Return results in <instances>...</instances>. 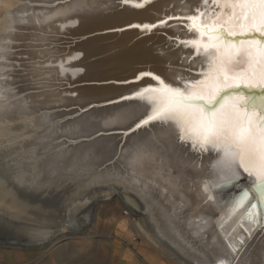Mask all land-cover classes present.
<instances>
[{
  "label": "bare ground",
  "instance_id": "1",
  "mask_svg": "<svg viewBox=\"0 0 264 264\" xmlns=\"http://www.w3.org/2000/svg\"><path fill=\"white\" fill-rule=\"evenodd\" d=\"M3 1V3H0V40L6 37L8 28L14 26L21 29H31L34 28L37 20L41 25L61 21L62 27H65V25L67 27L68 24L75 27L71 30H76V32L80 30L81 33L87 34V32H95L96 30L122 27L126 25L123 24V21L129 20H139L141 22L136 21L137 24L147 23L151 25L169 19V14L179 9L183 10L180 16L198 15L200 27L211 24L214 20L216 23H220L224 19L222 15L217 18L222 5L214 3V0H151L136 9L131 8V4H126V7H130L131 10L126 12L123 17L112 19L108 18L119 12L116 6L112 5V9L102 10L115 2L121 3V0ZM169 6L172 7V10H165ZM202 11H206L207 15L206 21L203 20L204 22L200 19ZM93 13H100L103 17H94L97 23L91 22L92 26L86 24L82 27L81 25L85 21L92 18V16L85 15ZM161 14L165 15L157 18ZM149 19L153 21L149 22ZM118 22H120V25H117ZM104 23L105 25H103ZM164 25H166V22L159 27ZM186 25L190 27L191 31L183 30L180 34L177 32L180 28L179 25L167 30L168 36H166V39L174 36L179 40L187 39L183 43L180 41L175 43L174 40L168 39L167 44L169 46L165 48L163 44L165 36H157V40L151 41V45H148L147 41L154 39L155 36H148L149 39H139L133 44L137 46L136 49L125 48L104 60L105 63L113 60L115 69L104 72L106 74L103 73V77L99 75L91 79L78 81L115 79L114 76L117 77L121 74L120 70L125 69L128 71V69H131V71L133 70V76H121V78L116 79L128 80L136 78V74L140 71L150 70L155 73V76L161 77L165 83L174 88L185 90L184 85L187 82L200 79L202 72L208 68L209 57L217 54V50L213 48H209L207 52L200 48L197 52L196 46L190 41H192L191 37L198 36L200 39V33L196 25H189L187 22ZM195 31L197 32L195 33ZM76 32L72 34H77ZM148 32L143 30L140 33ZM133 33L135 32L133 31ZM203 40L205 43H211L207 34L204 35ZM178 44L180 45L177 46ZM186 44H189L190 47L188 46L182 50L181 46L183 47ZM99 45L100 43H92L88 47L78 48V46V49L75 52L73 51L74 53L72 52L69 57L59 59L58 65L62 67L64 72L70 71L74 77L79 76L83 66L86 67L88 72L94 66L98 68L104 63L86 64L84 62L89 58V54L102 48ZM156 46H162L160 47L163 50L162 54L154 53ZM82 50L86 52L84 53L87 58L78 60ZM180 60L182 61L181 64L179 63ZM145 61L152 62L154 64L153 68H134L138 63H145ZM156 62L169 63L170 68L156 65ZM124 63H133V65H125ZM182 67H189L200 73L186 71ZM1 69L2 63L0 62V76L2 75ZM229 69L230 72L247 71L248 62L243 53L229 63ZM122 72L124 71L122 70ZM1 82L0 80V84ZM236 82L238 83V81ZM148 85L158 86V82L148 77H141L136 83L120 87L116 85L101 88L84 87L80 90L82 96L89 98L90 95L112 93L111 96H98L101 101H112L92 110H90L91 107L90 109L87 108L90 111L86 113L78 109L82 112L80 115L77 114L76 117L74 115L73 119L64 122L49 123L54 117L64 116L66 113L58 114L41 111L42 114L37 119L39 126H36L40 132L39 140L42 143L38 148L42 153L39 155L40 157L37 155V165L33 167V172L29 177L27 171L20 173V158L23 156L19 154L15 157L12 153L9 155L5 153L11 157L6 158L8 160L6 168L11 169L7 172V175H10L8 177L9 181L11 179L15 182L20 181L24 189L35 191L38 188L59 186L68 180L82 179L86 176L93 182L115 180L116 183L123 185L125 196H133L134 193L144 202L145 206L141 204L142 207L127 208L131 217L136 216L138 221L147 219L157 230L155 231L156 234L153 233L154 235L152 233L147 234L153 242L152 244L162 248L174 258L183 260V264H264V206L259 207L253 212V216L248 218V212L253 211L251 204L238 207L235 203L238 194L243 189H247L252 196H256V201L253 203L251 198V203H260L258 191L253 189L254 179L247 178L242 169H236L235 171L221 169L216 165L218 153L212 150L200 152L198 149H194L190 142L179 140L177 132L162 121H150L149 124L137 128L136 124L151 114V107L147 101L136 97L134 93ZM3 95L5 94L0 93V121L12 117L14 113L17 115L28 114L25 112L27 107H40L47 103L46 101L29 100L32 96H27L25 99H21L18 104L13 105L5 101ZM48 95H53V93L50 92ZM255 95L259 97L261 94L256 93ZM65 100L69 101L71 99L62 98L57 101ZM79 100L81 101L83 98H79ZM23 102H27V104H23ZM15 106L20 108L15 112L10 111V108ZM86 106H83V108ZM33 112L35 111H31L29 114ZM2 129L0 127V133L3 134ZM119 129L133 132L130 134L105 135L80 142L74 141L79 137L92 136L99 130ZM59 132L64 133L63 135L66 133V136L73 140L65 141L64 139L63 141L53 142L54 138L57 140L54 135L57 136ZM20 135L22 136V134ZM118 136L121 137L119 141L116 140ZM121 142L122 144H120ZM15 152L19 153L20 151ZM117 155L119 157L115 160ZM108 161H111V163L104 168L100 167ZM5 176L0 173V179L7 180ZM228 181H233V183ZM57 183L58 185H56ZM43 192L40 193V197L45 195L46 191L43 190ZM110 194L107 192L104 195L109 196ZM89 197L86 199L89 206L84 215L78 214L81 207L77 205L66 209L68 215L64 222L68 225H62L61 228H69L67 232H77L85 227L94 226L89 215L96 212L97 196L92 194ZM138 202L140 203L139 200ZM256 212H258V215ZM135 219L132 218V221ZM56 231V229L49 230L47 234L41 238L37 237V239L34 237L20 238L12 236L7 240H0V246L30 247L46 245V243H50L56 238ZM64 239H66V236H61V240ZM61 240L51 243L55 246Z\"/></svg>",
  "mask_w": 264,
  "mask_h": 264
},
{
  "label": "rangeland",
  "instance_id": "2",
  "mask_svg": "<svg viewBox=\"0 0 264 264\" xmlns=\"http://www.w3.org/2000/svg\"><path fill=\"white\" fill-rule=\"evenodd\" d=\"M149 1L151 0H140L138 2L136 0H121L122 4L115 2L110 6H106L102 11L112 9V5H114L119 9V12L116 13L118 15L114 14V16L109 17L108 19L120 18L125 16L126 12L130 11L131 8H139ZM3 2V0H0V3ZM126 4H131L132 7L127 8ZM165 10L171 11L172 7H166ZM202 12L204 16L200 17V19L202 21H206V11ZM181 13H183V10H175L169 14V19H164L151 24L149 25L150 27L147 28L144 27V25H148L147 23L137 24L136 21H141L129 20L123 21V24H126L125 26L105 30H96L95 32H87V34H83V32L81 33L80 30H77V32L76 30H71L75 27L68 24L67 27L66 25L65 27H62L61 21H54L49 25H41L37 20L35 21L34 28L31 29H21L14 26L7 29L6 37H3L0 40L2 45L0 48V62L2 63V75L0 76V80L2 82L0 84V93H4L5 95H3V98L6 99L5 101L13 105L18 104L21 99H25L27 96H32L29 100L36 102L46 101L47 103H44L40 107H27L25 112L28 114L17 115L14 113L12 117L0 121V127L1 129L3 128V134L0 133V173L4 176L6 175L5 177L7 178V180L4 178V180L0 179V240H7V238H11L12 236H18L20 238L34 237L37 239V237L41 238L47 234L49 230L56 229L57 231L55 234L56 238L53 241H50V243H46V245L44 244L30 247H13L8 245L0 246V264H113L114 261L122 254H129L133 258H130L133 262L137 261L140 264H150L151 261L154 262L157 260H161L166 264H183V260L174 258L162 248L156 247L152 244L153 242L147 234H156L155 231L157 230L147 219H145L147 221L144 219L138 221L136 216L131 217L127 208L142 207V205L145 206L144 202L134 193L133 196H125L123 185L116 183L115 180L93 182L86 176L82 177V179L68 180L59 186L53 185L50 188L42 187L36 189L35 191H31L30 189H24L20 181L15 182L12 179L9 181L8 177L10 175H7V172L11 169L8 170L6 168L8 166V160L6 158L9 157L6 154L9 155L12 153L15 157L20 154L23 156L22 158L19 157L21 159L20 173L27 171L29 172V177H31L30 174L33 172V167L37 165L36 158H38V156L42 153V151L40 152L38 148L42 143L39 140L40 132L37 130V126H39L37 119L42 112L48 111L49 113L58 114L66 113L64 116L58 115L54 117L49 123L52 124L59 121L64 122L73 119L74 115L76 117L77 114L80 115L82 112L86 113L93 108L104 106L112 101H101L98 97L111 96L113 95L112 93L90 95L89 98L87 97L88 101L87 98L84 97V95L82 96L80 92V90L84 87L101 88L103 86L110 85L120 87L126 84L136 83L141 77H148L153 80L151 76H141L142 73H152L154 75L155 73L150 70L138 72L136 74L137 77L139 76L138 78L135 76L136 78L128 80H116L121 78V76H133V70L131 71V69H128V71H126L125 69H122L126 74L120 70L119 72L121 74L117 77L114 76L115 79H109L106 81H78L81 79H91L99 75H101L100 77H103L104 72L110 71V69L113 68L115 69V62L113 60L109 63H105L104 60L109 56L117 54L125 48L131 50L132 48L136 49L137 46L133 44L139 39H149V37L155 36L154 39L147 41L148 45H151L153 40H157V36H165V40L163 42L165 48L169 46L167 44L168 39L174 40L173 42L175 43L176 41L183 43L187 39L179 40L175 38V36L168 37V39H166V36H168L167 30L173 29L174 26L179 25L180 28L177 32L180 34H182L183 30L191 31L190 27L186 25V22L189 25H195L189 17H197L199 19V16L196 14L180 16ZM173 14H175V17ZM164 15L165 14H161L157 16V18H161ZM85 16H92V18L85 21L81 25L82 27L86 24H91V22L97 23L96 20H94V17H103L100 13L86 14ZM151 21L153 20L149 19V22ZM164 22H166V25L159 27L162 26ZM119 23L120 22H118L117 25H120ZM103 25H105V23ZM193 28L195 29V27ZM136 30L137 32L139 31V33H137ZM141 30H144L145 32L149 31V34L140 33L142 32ZM133 31L136 34L133 33ZM75 32L77 34H72ZM196 32L197 31H195V33ZM94 38L102 39L95 40ZM198 39V36L191 37L192 41ZM91 42L100 43L99 46H102V48L98 51H94L92 54H89L88 59H86V52L82 50L80 53L81 59L79 58L78 60H82L84 58L86 59L84 62L86 64L101 62L104 63V65H97L98 68L94 66L89 70V72L86 70V67L83 66V69L78 77L72 76L70 71L64 72L62 67L58 65L61 58L69 57L73 51L75 52L82 46H90V44H92ZM179 45L180 44L177 46ZM188 46L189 44L183 45V47L181 46V49L184 50ZM156 47L154 49V53L162 54L163 50L160 48L162 46ZM151 63L152 62L150 61L138 63L134 66V68H153L154 64ZM156 63V65L170 68L169 63ZM179 63L181 64L182 61L180 60ZM124 64L133 65V63ZM182 69L193 73H200L189 67H182ZM50 92H52L53 95H48ZM256 93L259 94V92ZM62 98H69L71 100L57 101ZM79 98H83V100L80 101ZM23 104H27V102H23ZM85 105L87 106L83 108ZM19 108V106H15L10 108V111L15 112V110H18ZM78 109H81L82 112L78 111ZM31 111L35 112L29 114ZM2 121L4 122L2 123ZM132 132L133 131L125 129L108 131L99 130L92 136L79 137L74 141L80 142L82 140H91L105 135H119L122 133L130 134ZM20 134H22V136ZM63 134L64 133L59 132L57 136L54 135L57 140L54 138L53 142L63 141L64 139L65 141L73 140L66 136V133L65 135ZM120 138L121 137L118 136L116 140L119 141ZM120 144H122V142ZM33 149L35 150L33 151ZM17 150L20 152H15ZM2 153H6V156ZM118 157L119 155L115 157V160H117ZM110 163L111 161H108L100 167L104 168ZM58 183L56 185H58ZM55 188L57 191H55L56 193L54 192ZM43 190L46 191V193L44 196L40 197V193H44ZM107 192L112 195H104ZM92 194L97 196V206L95 207L96 212L89 215L94 226L85 227L81 230L82 232H67L69 228H61L60 226L62 225H68L64 222L68 215L66 209L77 205L78 207H81L78 214L84 215L87 207L89 206L86 199ZM251 198L254 203L256 201V196L251 195ZM132 218L136 219L132 221ZM61 236H66V239L61 240ZM59 240L61 241L55 246L51 243H55V241Z\"/></svg>",
  "mask_w": 264,
  "mask_h": 264
},
{
  "label": "snow or ice",
  "instance_id": "3",
  "mask_svg": "<svg viewBox=\"0 0 264 264\" xmlns=\"http://www.w3.org/2000/svg\"><path fill=\"white\" fill-rule=\"evenodd\" d=\"M214 3L222 5L217 14V18L224 17L222 22L214 20L200 27L197 17H189L201 37L190 41L197 52L200 48L205 52L209 48L217 50L209 57L207 70L200 79L187 82L185 90L172 87L152 73H142L151 76L158 86L148 85L134 93L151 107V114L136 127L162 121L194 149L218 153L216 165L221 169H242L247 178L254 179L253 189L258 191L260 203H251L247 189L241 190L235 203L238 207L251 204L253 211L247 214L251 218L264 206V0ZM205 34L211 43L204 42ZM241 53L247 58V71L230 72L229 63ZM256 92L261 95L256 96Z\"/></svg>",
  "mask_w": 264,
  "mask_h": 264
},
{
  "label": "crops",
  "instance_id": "4",
  "mask_svg": "<svg viewBox=\"0 0 264 264\" xmlns=\"http://www.w3.org/2000/svg\"><path fill=\"white\" fill-rule=\"evenodd\" d=\"M130 258H132L129 254H122L119 258H117L113 264H140L137 261L133 262ZM133 259V258H132ZM150 264H166L161 260L151 261Z\"/></svg>",
  "mask_w": 264,
  "mask_h": 264
}]
</instances>
